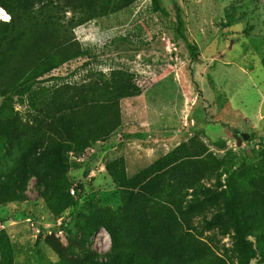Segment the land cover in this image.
<instances>
[{
  "label": "rangeland",
  "instance_id": "374dc122",
  "mask_svg": "<svg viewBox=\"0 0 264 264\" xmlns=\"http://www.w3.org/2000/svg\"><path fill=\"white\" fill-rule=\"evenodd\" d=\"M74 35L86 55L0 98V122L43 117L61 86L103 87L121 75L135 95L120 101L123 122L108 140L92 144L93 153L69 154L70 189L44 198L35 179L18 177L22 198L0 205V264L101 259L108 234L84 241L80 229L123 212L111 172L122 167L132 178L157 161L170 169L203 154L227 169L219 180H200L206 195L186 192L191 234L214 264H243L224 213L232 190L246 221L258 223L248 231L257 250L251 264H264V177L250 168L249 152L264 150V0H137Z\"/></svg>",
  "mask_w": 264,
  "mask_h": 264
},
{
  "label": "trees",
  "instance_id": "16d2710c",
  "mask_svg": "<svg viewBox=\"0 0 264 264\" xmlns=\"http://www.w3.org/2000/svg\"><path fill=\"white\" fill-rule=\"evenodd\" d=\"M136 1L0 0L1 20L10 18L7 23L0 22V98L84 57L74 31ZM135 90L121 75L103 87L61 86L43 117L0 122V205L22 198L18 180L22 175L35 179L44 198L70 189L65 177L69 154H83L92 144L108 140L123 122L120 101L134 96ZM249 152L255 159L250 168L264 177V150ZM162 164L157 161L132 178L122 167L111 172L123 212L104 213L94 227L88 223L81 227L84 241L100 229L110 238L106 255L101 259L86 257L84 264H214L206 247L191 234L186 192L195 188L206 195L209 190L199 185L200 180H219L226 165L204 154L187 157L170 169ZM242 167L249 165L243 163ZM89 172L87 168L84 176ZM224 213L246 256L243 264H251L257 250L248 231L258 223L246 221L232 190L226 193Z\"/></svg>",
  "mask_w": 264,
  "mask_h": 264
},
{
  "label": "built area",
  "instance_id": "2783aa9c",
  "mask_svg": "<svg viewBox=\"0 0 264 264\" xmlns=\"http://www.w3.org/2000/svg\"><path fill=\"white\" fill-rule=\"evenodd\" d=\"M93 152L94 151L92 149H90V148L85 151L86 154H90V153H93ZM71 194H74V192L71 191Z\"/></svg>",
  "mask_w": 264,
  "mask_h": 264
},
{
  "label": "bare ground",
  "instance_id": "6f19581e",
  "mask_svg": "<svg viewBox=\"0 0 264 264\" xmlns=\"http://www.w3.org/2000/svg\"><path fill=\"white\" fill-rule=\"evenodd\" d=\"M0 15H1V13H0Z\"/></svg>",
  "mask_w": 264,
  "mask_h": 264
},
{
  "label": "water",
  "instance_id": "95a60500",
  "mask_svg": "<svg viewBox=\"0 0 264 264\" xmlns=\"http://www.w3.org/2000/svg\"><path fill=\"white\" fill-rule=\"evenodd\" d=\"M253 147V146H252Z\"/></svg>",
  "mask_w": 264,
  "mask_h": 264
}]
</instances>
